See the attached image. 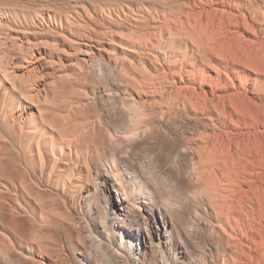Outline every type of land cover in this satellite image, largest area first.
Wrapping results in <instances>:
<instances>
[{
  "label": "bare ground",
  "instance_id": "bare-ground-1",
  "mask_svg": "<svg viewBox=\"0 0 264 264\" xmlns=\"http://www.w3.org/2000/svg\"><path fill=\"white\" fill-rule=\"evenodd\" d=\"M46 3L0 0V264H45L43 223L68 212L43 200V181L72 207L88 195L106 219L135 223L136 235L120 239V248L137 264L174 263L163 247H172L181 226L150 184L129 187L142 171L121 151L134 153L150 127L127 120L121 85H96L118 68L122 78L125 46L139 57L142 84L158 93L159 118L168 116L176 134L186 121L200 127L181 141L173 166L201 188L203 210L225 242L223 264H264V0H159L128 13L117 4L83 2L62 12ZM127 14L154 21L148 40L125 42L121 32L110 43L95 39L98 27L120 29ZM85 38L97 49L80 44ZM98 93L111 102V117L96 121L80 107ZM151 165L158 167L153 159L144 167ZM90 240L105 261L124 264L113 246Z\"/></svg>",
  "mask_w": 264,
  "mask_h": 264
},
{
  "label": "rangeland",
  "instance_id": "rangeland-1",
  "mask_svg": "<svg viewBox=\"0 0 264 264\" xmlns=\"http://www.w3.org/2000/svg\"><path fill=\"white\" fill-rule=\"evenodd\" d=\"M83 2H89L97 6L117 4L123 6L128 13L129 9L136 12L139 6H146L149 2H159V0H129L127 3H124L123 0H49L46 5L47 7L66 12V10L70 9V6L79 7ZM128 5L130 8H128ZM133 16L135 17V15ZM133 16L132 14H127L120 29L111 28V26L106 28L98 27L95 30V39H99L105 44L110 43L109 39L112 33L121 32L125 42L139 39L148 40V34L153 33V28L156 24L154 21L144 18L135 21ZM80 44L89 45L95 50L98 47L96 40L89 42L86 38L82 39ZM125 47L120 49L118 54L119 58L123 60L121 67L123 70L122 78L120 79L118 75V68L116 72L108 76L107 80H97L96 85L98 90L104 89L107 84L121 85V97L118 100V105L126 109L127 120L140 122L144 128L150 127L147 137L134 143L136 150L134 153L126 148V145L125 149L121 150L123 159H126L129 164L132 163V165L142 171L139 181H136V179L129 180L131 182L129 187H133V184H136V187L140 189L141 185L150 184L158 193V205L161 208L168 209L169 212H173L172 214L170 213L171 220H169L175 226L180 225L181 230L173 229L172 247H163L165 254L175 256L173 264H223L225 242L215 229L216 223L210 214L203 210L204 207L208 208V205L197 196L201 188L197 184L194 185L195 183L190 184L189 179H187L188 175H179L173 166V158L180 149L181 141L198 131L200 127L193 121H186V123L178 124L176 134L168 126V116L163 120L159 118L157 105H155L158 93H155L150 83L145 86L142 84L143 79L138 72L139 57L132 52L130 47ZM141 56L144 59L147 58L146 54ZM136 57L138 58L136 59ZM77 75L83 86L91 84L82 72H77ZM85 89L82 88V90ZM80 90L75 91L77 95L82 92ZM103 95L98 93L95 100L86 102L87 104L80 107V110L82 109L80 114L85 115L91 112L94 114V120L96 121L105 113L111 117V113L108 110L111 102L108 97L106 98ZM99 97H102V99ZM136 113H139L140 116H135ZM109 149H114V146L110 145ZM151 159L158 164L157 168L153 167L154 165L148 168L144 167V164L151 162ZM143 161L146 162L144 163ZM122 171L125 178L132 177L131 174L124 172V170ZM175 181L178 182L176 183ZM42 190L45 202L55 204L59 208L63 207L61 212L64 210H66L64 212H68L66 218H60L54 223H43V245L45 247L43 249L45 257L43 262L45 264H87L88 261L98 264H114L113 259L108 258L105 261L101 254L97 255L95 253L90 235H94L98 237L99 241L113 246L120 252L124 264H137L135 255H133L134 252L131 253L126 248H120V239L125 242L128 237L133 238L136 235L133 232L135 223H131L130 219L125 218L117 221L114 217L113 220L106 219L102 205L93 203L88 195H85L76 207H72L66 203V200L62 197V192L53 187V185H49L46 181H43ZM140 224L143 232H145L144 222L140 221ZM105 227L107 228L106 230H104ZM36 229L38 230V228ZM115 229L124 231L126 236H118L117 231H114ZM105 233L109 234V239L105 236ZM151 264H157V259L153 258Z\"/></svg>",
  "mask_w": 264,
  "mask_h": 264
}]
</instances>
